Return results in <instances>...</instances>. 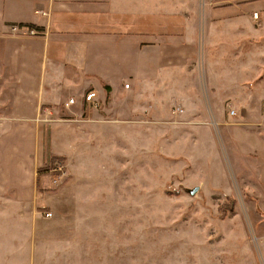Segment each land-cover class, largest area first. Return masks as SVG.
Wrapping results in <instances>:
<instances>
[{"label": "crops", "instance_id": "0c3cea01", "mask_svg": "<svg viewBox=\"0 0 264 264\" xmlns=\"http://www.w3.org/2000/svg\"><path fill=\"white\" fill-rule=\"evenodd\" d=\"M175 6L176 0H0V221L2 241L12 247L0 256L2 264H68L64 247L86 238L78 219L105 214L67 204L48 210L37 176L26 172L39 164L51 113L73 116L72 133L90 135L111 126L101 120L110 116V103H119L114 116L122 131L125 119L138 126L172 111L162 102L172 106L199 95L205 107L195 117L202 118L198 140L207 182L226 196L264 199V71L259 79L262 68L254 61L240 68L233 57L201 50L192 19L177 16ZM230 70L241 78H218ZM89 93L97 107L103 101L98 112L85 101ZM176 108L174 116L186 112ZM52 128L62 141L67 125ZM16 150L33 151L21 177Z\"/></svg>", "mask_w": 264, "mask_h": 264}, {"label": "rangeland", "instance_id": "374dc122", "mask_svg": "<svg viewBox=\"0 0 264 264\" xmlns=\"http://www.w3.org/2000/svg\"><path fill=\"white\" fill-rule=\"evenodd\" d=\"M175 10L177 16L192 19L189 29L201 50L212 48L219 59L233 57L240 68L254 61L257 69L262 68L259 79L263 77L264 0H176ZM239 75L230 70L218 78ZM201 78L197 73L196 79ZM101 104L98 99L97 112ZM161 105L172 111L141 119L138 126L129 123L135 118L125 119L127 130L121 131L116 126L121 118L114 116L119 103H110V116L101 120L111 126L90 135L72 133L73 116H48L39 164L26 170L37 176L36 187L46 195L47 209L67 204L105 213L98 217L86 213L78 219L86 238L78 237L76 244L64 247L65 260L68 264H264V199L226 196L207 182L201 170L202 118L195 115L205 103L196 95L172 106L167 101ZM175 106L186 112L174 116ZM56 124L68 127L59 132L62 141L52 128ZM78 136L83 137L80 144ZM14 152L21 159L16 169L21 177L33 151ZM2 229L0 221V256L12 251L2 241L7 237Z\"/></svg>", "mask_w": 264, "mask_h": 264}, {"label": "built area", "instance_id": "2783aa9c", "mask_svg": "<svg viewBox=\"0 0 264 264\" xmlns=\"http://www.w3.org/2000/svg\"><path fill=\"white\" fill-rule=\"evenodd\" d=\"M12 31H17L18 29L16 27L11 28ZM85 101L91 103V105L96 108L97 104L95 101V94L94 93H89L85 96ZM69 104H73V100L69 101ZM44 217L49 218L51 217L50 213H44Z\"/></svg>", "mask_w": 264, "mask_h": 264}, {"label": "water", "instance_id": "95a60500", "mask_svg": "<svg viewBox=\"0 0 264 264\" xmlns=\"http://www.w3.org/2000/svg\"><path fill=\"white\" fill-rule=\"evenodd\" d=\"M193 193H194V191L191 192V194H193Z\"/></svg>", "mask_w": 264, "mask_h": 264}, {"label": "trees", "instance_id": "16d2710c", "mask_svg": "<svg viewBox=\"0 0 264 264\" xmlns=\"http://www.w3.org/2000/svg\"><path fill=\"white\" fill-rule=\"evenodd\" d=\"M29 28H32L31 26H29Z\"/></svg>", "mask_w": 264, "mask_h": 264}]
</instances>
